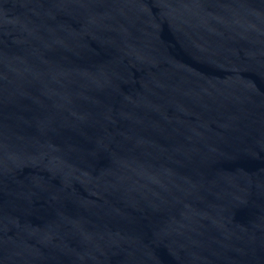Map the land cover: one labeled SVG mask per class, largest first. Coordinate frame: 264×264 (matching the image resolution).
<instances>
[{"label": "water", "instance_id": "water-1", "mask_svg": "<svg viewBox=\"0 0 264 264\" xmlns=\"http://www.w3.org/2000/svg\"><path fill=\"white\" fill-rule=\"evenodd\" d=\"M0 264H264V0H0Z\"/></svg>", "mask_w": 264, "mask_h": 264}]
</instances>
